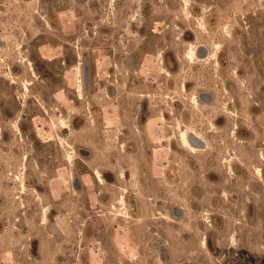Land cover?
Segmentation results:
<instances>
[{
  "label": "rangeland",
  "instance_id": "1",
  "mask_svg": "<svg viewBox=\"0 0 264 264\" xmlns=\"http://www.w3.org/2000/svg\"><path fill=\"white\" fill-rule=\"evenodd\" d=\"M0 40V264H264V0H0Z\"/></svg>",
  "mask_w": 264,
  "mask_h": 264
},
{
  "label": "bare ground",
  "instance_id": "2",
  "mask_svg": "<svg viewBox=\"0 0 264 264\" xmlns=\"http://www.w3.org/2000/svg\"><path fill=\"white\" fill-rule=\"evenodd\" d=\"M187 5V4H186ZM204 25H202L201 26V28L203 27ZM204 28V27H203ZM200 49H204L205 51H206V57H204V58H201L199 55H198V50H200ZM219 51V45L218 46H216L215 47V51L212 53V55H210V57H212V59H214V60H216V54L215 53H217ZM207 56H208V50H207V48H206V46H204V45H199V46H196V48H195V46H193V47H191L189 50H188V52H187V58L188 59H190L191 61H193V62H197L196 61V59L197 60H204V59H206L207 58ZM33 71V70H32ZM34 72V71H33ZM80 73V72H79ZM31 74H33V73H31ZM83 77L81 78V75L79 74L78 75V79H77V92H78V97H83V88H82V85H83ZM30 82H26V83H24V85L25 86H29L30 84H29ZM25 88V87H24ZM27 88V87H26ZM28 89V88H27ZM76 92V93H77ZM193 103L199 108V105H200V103H199V101H198V97H197V95H194L193 96ZM62 121V120H61ZM63 124H64V126H62V124H61V127H63V128H67L66 127V124L67 123H64V121L62 122ZM14 125V127L16 128V131H17V133H19V127L17 126V124L15 123V124H13ZM15 131V132H16ZM191 137H193L194 139H196V140H198L201 144H202V148H196L195 146H193L192 144H191V141H190V138ZM180 138H181V141H182V148H184L185 150H187V151H189L191 154H196L197 153V150L196 149H203L204 148V145L205 144H203V142L201 141V140H199L195 135H193V134H189L187 137H186V133H184V132H182L181 131V134H180ZM72 154H73V152H72ZM71 154V155H72ZM261 158H263L264 159V157H261ZM73 159H72V156H68V161L69 162H71ZM74 163V162H73ZM72 164V163H71ZM73 165V164H72ZM228 169H229V172H230V174H232V168H231V162H230V164H229V167H228ZM255 172H256V174L262 179V170L260 169V168H256V170H255ZM94 175H95V177L97 178V180L100 182V183H103L104 182V180H103V176L101 175V173L100 172H98V171H95L94 172ZM17 178V177H16ZM124 178V175H123V173L120 175V178L119 179H123ZM97 181V182H98ZM22 183V182H21ZM24 190V189H23ZM120 205H122V206H124L125 205V200H124V197H123V195H122V197H121V199H120ZM46 211V210H45ZM203 244H204V242H203Z\"/></svg>",
  "mask_w": 264,
  "mask_h": 264
},
{
  "label": "water",
  "instance_id": "3",
  "mask_svg": "<svg viewBox=\"0 0 264 264\" xmlns=\"http://www.w3.org/2000/svg\"><path fill=\"white\" fill-rule=\"evenodd\" d=\"M0 46H1V43H0ZM198 55L201 58H204L205 50L204 49L198 50ZM83 82H84L83 84H86V82H87V68L83 69ZM201 99L205 102L210 101V98L207 95H203V97ZM190 141H191V144L193 146H195L196 148H202V144L198 140L194 139L193 137L190 138ZM75 184H77V180H76Z\"/></svg>",
  "mask_w": 264,
  "mask_h": 264
},
{
  "label": "flooded vegetation",
  "instance_id": "4",
  "mask_svg": "<svg viewBox=\"0 0 264 264\" xmlns=\"http://www.w3.org/2000/svg\"><path fill=\"white\" fill-rule=\"evenodd\" d=\"M0 42H1V40H0ZM1 43H3V42H1ZM15 124V123H14ZM17 124V123H16Z\"/></svg>",
  "mask_w": 264,
  "mask_h": 264
}]
</instances>
